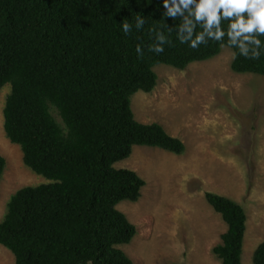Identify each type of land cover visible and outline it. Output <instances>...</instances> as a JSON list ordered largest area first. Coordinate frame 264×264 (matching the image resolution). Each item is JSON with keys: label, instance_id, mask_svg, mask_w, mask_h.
Segmentation results:
<instances>
[{"label": "trees", "instance_id": "obj_1", "mask_svg": "<svg viewBox=\"0 0 264 264\" xmlns=\"http://www.w3.org/2000/svg\"><path fill=\"white\" fill-rule=\"evenodd\" d=\"M163 11L162 0H0V92L11 86L5 132L21 147L26 166L48 180L12 195L0 222V244L16 264H133L119 246L137 229L118 205L138 200L146 182L115 165L135 146L182 154L185 144L160 123L139 122L132 98L155 89L156 66L184 70L227 46V37L198 50L180 44V21L165 22ZM137 15L146 21L140 30ZM123 21L132 25L130 34L123 33ZM153 28L171 41L163 54L148 50ZM232 70L264 76V54L239 56ZM5 168L0 154V182ZM206 198L228 225L214 253L222 264H243L245 208L217 193ZM253 264H264V241Z\"/></svg>", "mask_w": 264, "mask_h": 264}, {"label": "rangeland", "instance_id": "obj_2", "mask_svg": "<svg viewBox=\"0 0 264 264\" xmlns=\"http://www.w3.org/2000/svg\"><path fill=\"white\" fill-rule=\"evenodd\" d=\"M233 54L224 46L215 58L184 70L158 65L155 89L132 98L139 122L160 123L185 144L182 154L135 146L115 165L146 182L138 200L118 205L137 229L130 243L119 246L133 264H222L214 248L228 225L208 202V192L235 200L247 212L243 264H253L264 241V76L235 73ZM10 92V84L0 92V154L6 159L0 222L18 190L48 182L26 166L21 147L6 135ZM0 264H16L1 244Z\"/></svg>", "mask_w": 264, "mask_h": 264}, {"label": "clouds", "instance_id": "obj_3", "mask_svg": "<svg viewBox=\"0 0 264 264\" xmlns=\"http://www.w3.org/2000/svg\"><path fill=\"white\" fill-rule=\"evenodd\" d=\"M159 5L157 10H159ZM165 22L179 20L175 26L180 44L198 50L209 41L222 43L227 37V46L238 51L233 58L243 56L249 60H259L264 54V0H162ZM145 18L135 17L137 30L143 29ZM124 34L132 32V25L123 21ZM226 24V27H225ZM168 26V31L172 27ZM199 29V31H198ZM155 43L149 46V52L157 55L165 52V45L171 44L163 30L153 28ZM223 46V44H222ZM136 52L143 57L144 50L137 45Z\"/></svg>", "mask_w": 264, "mask_h": 264}]
</instances>
